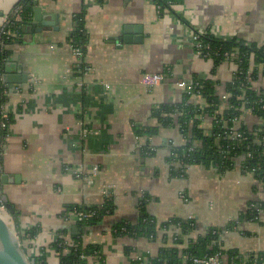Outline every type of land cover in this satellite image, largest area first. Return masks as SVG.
<instances>
[{"label": "crops", "instance_id": "1", "mask_svg": "<svg viewBox=\"0 0 264 264\" xmlns=\"http://www.w3.org/2000/svg\"><path fill=\"white\" fill-rule=\"evenodd\" d=\"M34 1L54 25L41 31L25 25ZM18 2L0 0V26ZM76 14L83 15L86 34L81 59L68 40ZM25 21L15 40L0 37L6 52L0 83L12 117L6 135L0 134V198L12 205L13 213L4 207L6 220L30 256L44 249L46 264H58L51 243L57 237L71 242L79 228L76 211L67 208L99 205L107 195L112 211L82 234L84 244L100 246L101 255L88 256L90 264H131L136 255L148 259L173 245L171 230L161 226L154 240L114 234L115 222L137 221L142 203L158 224L191 216L197 224L193 237L238 218L235 228L222 233V247L264 252V207L239 221L251 203H264V188L238 161L223 172L194 164L184 176L172 174L171 147L184 138L176 125L161 126L152 116L157 104L181 101V80L211 79L218 94L225 92L235 64L215 66L195 50L193 35L264 45V0H178L162 11L155 0H33ZM125 34L142 39L125 42ZM78 60L87 69L78 68ZM4 73L24 75L25 81L8 83ZM155 73L163 79L149 84ZM260 76L252 80L256 90H264L256 85ZM189 100L204 104L200 96ZM243 121L257 122L248 112ZM211 123L205 117L202 126ZM150 127L157 128L154 134ZM78 165L80 177L66 168ZM32 227L37 234L26 238ZM220 264L233 263L224 255Z\"/></svg>", "mask_w": 264, "mask_h": 264}, {"label": "trees", "instance_id": "2", "mask_svg": "<svg viewBox=\"0 0 264 264\" xmlns=\"http://www.w3.org/2000/svg\"><path fill=\"white\" fill-rule=\"evenodd\" d=\"M176 1L178 0H155L160 11L166 7L170 8ZM17 4L22 7L21 20L17 21L9 15L10 21L5 26L6 30L15 32V37L20 34L21 24L32 12L33 0H19ZM74 20L75 27L68 40L73 47H79L84 53L86 34L83 15L76 14ZM0 37L9 42L15 40V37L9 36L6 32L0 33ZM198 41L202 45V53H208L206 57L211 58L215 66L224 60H231L236 66V71L231 80L224 85L228 104L226 108L222 106L223 99L216 91V82L211 79L196 78L193 80L196 83L194 93L199 94L204 104L190 101L191 94L184 92L180 102L160 103L153 107L152 116L159 121L160 125H176L184 138L183 144L171 147L168 158L171 173L184 176L188 166L194 164L212 166L219 172H223L232 168L238 161L242 168L247 171L252 170L253 177L261 181L264 186V125L254 124L250 129L241 121L236 128L240 136L231 137L233 120L240 118L243 107L250 108L253 114L264 118V91L254 89L248 81L249 78H256L258 73L264 75V45L246 43L237 37L221 39L208 32L198 33ZM4 57L6 52L0 49V65ZM77 66L82 68L83 62H79ZM6 99L5 89L0 83V105L5 103ZM205 117H212L209 129L202 126ZM7 118L10 124L11 115L8 114ZM7 129L0 127L2 137L6 135ZM156 130V127H150L147 132L154 134ZM247 152L251 153L249 157L246 155ZM251 204L246 212L239 215V221L243 216L251 218L256 214V209ZM258 206L262 208L264 203L260 202ZM112 207V197L107 195L103 203L99 205L67 208L91 212L92 215L76 221L79 228L77 233H70L71 242L57 237L51 243L58 258V264H90L87 258L89 255H101L99 245L82 242V234L86 226L97 224L105 214L112 211ZM237 221L238 218L231 220L224 228L209 227L203 234L193 237L191 233L197 229L194 218L171 217L158 224L155 218L146 212L142 203L137 221L120 220L115 222L112 228L114 234L118 236L145 237L151 240L155 239L156 231L160 226L165 230H171L173 245L160 247L154 257L147 259L146 264H196L193 261L194 258L215 253L226 255L227 260L233 264H264V252L241 253L234 248L222 247L223 231L235 228ZM37 230L36 227L26 230V238H34ZM126 249L128 251L130 248ZM39 252L40 254L35 257V264H46V250L40 249ZM142 263L136 259L131 262V264Z\"/></svg>", "mask_w": 264, "mask_h": 264}, {"label": "built area", "instance_id": "3", "mask_svg": "<svg viewBox=\"0 0 264 264\" xmlns=\"http://www.w3.org/2000/svg\"><path fill=\"white\" fill-rule=\"evenodd\" d=\"M22 10V7L21 5H17L14 7V9L12 10L11 14L12 17L17 20V21H20L21 20V14H20V11ZM10 21V16L8 18L5 19V21H3L2 25L0 26V33H4L6 32V34H8L9 36H15V32H12V31H9V30H6L5 29V26L8 24V22ZM193 43H194V48L195 50L200 53L202 56L206 57V54L208 55V53H202V50H201V43L198 41V33L194 34L193 35ZM73 48V54L78 57L79 59H81L82 55H83V52L81 51V49L79 47H72ZM79 62H81V60H78ZM78 62V63H79ZM85 69H87V67L84 66ZM236 71V69H235ZM258 75H260L258 73ZM257 75V77H258ZM251 77V76H250ZM256 77V78H257ZM256 78H249V83L252 85L253 84V81L254 79ZM33 78H31L32 80ZM163 79V75L162 74H159V73H155V74H152L150 77H149V80H148V83L149 84H156L158 83L159 81H161ZM32 82H34V79L32 80ZM177 85L184 91V92H187V93H190L191 95L193 96H199L198 93H194L195 91V87H196V83H194L193 81H184V80H181V81H178L177 82ZM262 91V90H261ZM264 91V90H263ZM260 92V91H259ZM5 95H6V90H5ZM219 95H221V98L223 99V103H222V106L223 107H228V104H227V93L226 92H223V93H220ZM250 113L253 115V117L257 120L256 124L259 125H264V118L260 117V116H257L255 114H253L250 110V108H245L243 107L242 108V114L240 115V118H237V119H234V126L231 127L232 131H231V137H235V136H240V133H237L236 131V128L239 126L240 122L243 121V116H244V113ZM8 113H7V110L5 109V103H2L0 105V127L1 128H8L9 126V121H8ZM246 124V123H245ZM248 126V125H247ZM248 128H252V125L251 126H248ZM246 155L249 157L251 155L250 152H247ZM245 156V154L243 155V157ZM242 157V158H243ZM240 164V162H239ZM241 166V164H240ZM67 169H70L71 172L76 176V177H80L82 176L83 174V169L81 166H66ZM242 168V167H241ZM244 171L246 172H249L250 174H252V170H246L244 168H242ZM93 171H96V167L93 168ZM255 181L261 186L264 188L263 186V183L257 179H255ZM259 203H252L251 205L254 206V208L256 209V211L260 210V206H258ZM4 206L1 205V209H3ZM92 215L91 212H83V211H76L74 213V216L76 217V219L78 220H81L83 218H86L88 216ZM186 218H192L191 216H188ZM224 233L226 232L223 231ZM65 240V239H64ZM68 242V240H66ZM28 251V249H27ZM27 255L28 257H31L28 252H27ZM224 254H219V253H215L213 255H209V256H206V257H200V258H194L193 261L196 263V264H220L221 261H222V258H223ZM82 257H85V255ZM88 258V257H87ZM136 260H139L140 262L142 261L143 263L142 264H146L145 262L147 261V259L141 255H136V258H134Z\"/></svg>", "mask_w": 264, "mask_h": 264}, {"label": "water", "instance_id": "4", "mask_svg": "<svg viewBox=\"0 0 264 264\" xmlns=\"http://www.w3.org/2000/svg\"><path fill=\"white\" fill-rule=\"evenodd\" d=\"M36 5L34 6L33 17L30 21H25V25L37 26L36 30L41 31L43 26L54 25L55 23L52 20H46L43 15V7L38 5L37 1H34ZM30 28V27H29ZM31 29V28H30ZM127 30L125 29V32ZM125 34L122 36V40L125 42L130 41H140L142 35L132 36ZM23 78V79H22ZM3 80L10 82H20L25 81L24 75L11 77L4 73ZM8 86V85H7ZM5 177L3 176V179ZM1 205L6 207L10 212H14L12 205L7 201V197L2 195L0 198V264H35V257H28L27 247L23 244L22 236L16 234L11 225L7 222L6 218L1 212Z\"/></svg>", "mask_w": 264, "mask_h": 264}, {"label": "rangeland", "instance_id": "5", "mask_svg": "<svg viewBox=\"0 0 264 264\" xmlns=\"http://www.w3.org/2000/svg\"><path fill=\"white\" fill-rule=\"evenodd\" d=\"M264 78V76H260V79L256 82V85L258 86L260 83H262V85L264 86V79H261V78ZM1 212L3 213V215L5 216V208L1 209ZM6 218V216H5ZM7 219V218H6ZM14 230V229H13ZM15 231V230H14ZM17 234V232H15ZM32 254V253H31Z\"/></svg>", "mask_w": 264, "mask_h": 264}]
</instances>
